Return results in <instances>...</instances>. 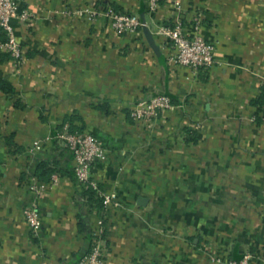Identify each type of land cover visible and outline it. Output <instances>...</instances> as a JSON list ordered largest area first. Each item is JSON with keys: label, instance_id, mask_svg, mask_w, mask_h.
<instances>
[{"label": "crops", "instance_id": "obj_1", "mask_svg": "<svg viewBox=\"0 0 264 264\" xmlns=\"http://www.w3.org/2000/svg\"><path fill=\"white\" fill-rule=\"evenodd\" d=\"M181 9H177L175 2ZM23 59L0 50V264H73L102 228L104 264H264V0H21ZM144 10L164 62L142 28L118 34L106 10ZM100 11L98 15L86 10ZM84 12V13H81ZM202 15L215 62L194 71L168 61L161 24ZM168 94L185 108L139 128V100ZM177 102V103H178ZM74 128V129H73ZM88 131L107 155L91 176L118 203L82 186L59 134ZM42 163L59 179L39 199L32 234L24 207ZM102 223L100 224V221Z\"/></svg>", "mask_w": 264, "mask_h": 264}, {"label": "built area", "instance_id": "obj_2", "mask_svg": "<svg viewBox=\"0 0 264 264\" xmlns=\"http://www.w3.org/2000/svg\"><path fill=\"white\" fill-rule=\"evenodd\" d=\"M149 12L157 11L165 0H146ZM176 8L181 9L179 2H175ZM93 16L100 11L86 10ZM84 13L80 11V14ZM112 26L118 34L135 33L142 28L140 16L117 12L112 8L106 10ZM15 20L26 21L28 14L22 9L21 0H0V32L5 35V40L0 41V50L9 52L10 55L20 61L23 59L22 50L15 33ZM202 15L196 14L192 18L188 28L181 18L172 23L161 24L158 33L168 40L169 56L171 64L186 66L194 71L211 67L215 62V45L202 35ZM185 101L173 102L168 94H156L149 98L137 101L131 108L130 114L133 123L139 128L152 129L160 114L175 108L184 109ZM255 119V117H254ZM59 138L65 142L72 154L73 171L77 181L88 189L95 190L102 200L103 213H106L118 203L112 194L103 191L99 183L91 176V167L94 162L104 160L107 150L103 140L86 131H65ZM59 179L58 173H53L48 182L36 181L34 191L36 198L24 207L23 215L32 234H37L42 228V219L39 210V199L42 194ZM102 220L100 221V224ZM103 229L93 233L91 248L73 264H104L105 244L102 237ZM249 254H245L239 261L232 264H248Z\"/></svg>", "mask_w": 264, "mask_h": 264}, {"label": "trees", "instance_id": "obj_3", "mask_svg": "<svg viewBox=\"0 0 264 264\" xmlns=\"http://www.w3.org/2000/svg\"><path fill=\"white\" fill-rule=\"evenodd\" d=\"M112 9L117 10L115 8L112 7ZM5 40V35L3 33L0 32V41H4ZM8 56H11L9 52L6 53ZM12 57V56H11ZM0 88L4 91H11L12 88L7 85V83H5L3 80L0 79ZM170 96V95H169ZM171 97V96H170ZM172 98V97H171ZM173 102L177 103L178 100L172 98ZM253 104L257 107L258 109V113H256L255 116V120L257 122H264V87L262 90V94L253 101ZM74 129V128H73ZM72 131H76L73 130ZM98 136V135H96ZM99 137V136H98ZM101 138V137H100ZM102 139V138H101ZM56 170L51 169V168H47V164L46 163H42L40 165V169H39V176H45V175H49L50 177L52 176L53 173H55ZM91 192H93V189H89ZM102 204V201H101ZM91 240L93 238V233L91 234ZM90 248H91V243H90ZM89 248V250H90Z\"/></svg>", "mask_w": 264, "mask_h": 264}, {"label": "water", "instance_id": "obj_4", "mask_svg": "<svg viewBox=\"0 0 264 264\" xmlns=\"http://www.w3.org/2000/svg\"><path fill=\"white\" fill-rule=\"evenodd\" d=\"M140 19L142 22L143 33H144L149 45L154 50L155 54L164 62V55H163L162 51L160 50V46L156 42L155 37H154L151 29L147 25L144 10L141 11Z\"/></svg>", "mask_w": 264, "mask_h": 264}]
</instances>
